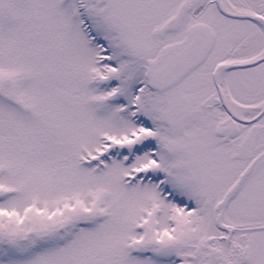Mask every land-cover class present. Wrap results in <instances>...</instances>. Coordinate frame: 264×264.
<instances>
[{
    "label": "snow or ice",
    "instance_id": "obj_1",
    "mask_svg": "<svg viewBox=\"0 0 264 264\" xmlns=\"http://www.w3.org/2000/svg\"><path fill=\"white\" fill-rule=\"evenodd\" d=\"M0 264H264V0H0Z\"/></svg>",
    "mask_w": 264,
    "mask_h": 264
}]
</instances>
